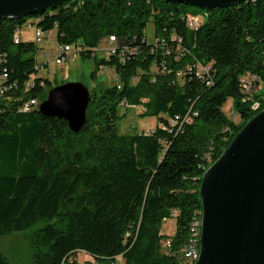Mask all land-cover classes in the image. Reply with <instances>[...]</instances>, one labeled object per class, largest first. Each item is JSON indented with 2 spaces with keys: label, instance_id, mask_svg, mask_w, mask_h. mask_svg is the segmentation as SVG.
<instances>
[{
  "label": "trees",
  "instance_id": "trees-1",
  "mask_svg": "<svg viewBox=\"0 0 264 264\" xmlns=\"http://www.w3.org/2000/svg\"><path fill=\"white\" fill-rule=\"evenodd\" d=\"M191 6L66 0L0 18V77L8 75L0 78V237L42 223L28 236L35 264H80V252L95 264H189L181 251L192 223L199 220L200 229L203 174L264 109L263 103L253 110L242 92V79L254 76V98L264 95V0L203 13H191ZM197 17L202 24L190 28L187 18ZM29 19L43 33L56 29L61 46L93 56L94 80L101 69H113L112 86L90 89L88 121L78 134L65 119L38 111L56 85L40 75L37 42L15 40ZM150 21L153 40L146 36ZM110 36L116 54L97 59L95 50ZM125 48L139 53L121 56ZM198 62L212 64L211 84L188 68ZM230 98L239 121L224 111ZM123 103L142 105V115L157 117V125L122 133ZM187 114L192 122L172 125ZM169 219L176 223L172 235L162 230ZM0 264H10L1 252Z\"/></svg>",
  "mask_w": 264,
  "mask_h": 264
},
{
  "label": "water",
  "instance_id": "water-1",
  "mask_svg": "<svg viewBox=\"0 0 264 264\" xmlns=\"http://www.w3.org/2000/svg\"><path fill=\"white\" fill-rule=\"evenodd\" d=\"M66 0H0V18H22ZM211 9L244 0H169ZM92 100L82 82L51 88L38 111L80 133ZM200 254L194 264H264V109L204 172Z\"/></svg>",
  "mask_w": 264,
  "mask_h": 264
},
{
  "label": "rangeland",
  "instance_id": "rangeland-1",
  "mask_svg": "<svg viewBox=\"0 0 264 264\" xmlns=\"http://www.w3.org/2000/svg\"><path fill=\"white\" fill-rule=\"evenodd\" d=\"M190 8L191 13H203V9L200 7L191 6ZM32 21L33 19H29L21 27V39L23 41L37 42L35 36L36 25H30ZM146 36L148 40H153L154 38V25L152 21L148 24ZM42 38L43 42H37L39 46L37 58L41 65L40 75L52 79L56 86L67 82H82L92 90L96 87L112 86L115 83L114 72L111 68L101 69L97 73L95 80L91 77V73L95 68V59L93 56L84 57L79 54L75 59L66 62L64 65H58L56 63V58L59 55L61 45L57 41L56 29L44 32ZM107 48L108 42L103 41L95 50L97 59L105 57ZM44 64H46V66H43ZM261 92L264 93V88L261 89ZM232 103L233 99L230 98L224 107V111L230 116H233L231 109ZM120 113L123 115V118L119 122L120 131L122 133L149 131L158 123L157 117L142 115L140 108L136 107V105L122 104ZM234 119L239 121V116H235ZM40 225H42V223L26 231L15 232L0 237V252L8 258L10 264H35L31 255L28 236ZM162 230L168 235L174 234L176 231L175 220L169 219L164 221ZM78 257L80 259V264L93 261L92 258L84 252H80Z\"/></svg>",
  "mask_w": 264,
  "mask_h": 264
},
{
  "label": "built area",
  "instance_id": "built-area-1",
  "mask_svg": "<svg viewBox=\"0 0 264 264\" xmlns=\"http://www.w3.org/2000/svg\"><path fill=\"white\" fill-rule=\"evenodd\" d=\"M203 18H187V23L190 28L192 29H198L199 26L202 24ZM35 36L37 39V42H43V31L41 29H36L35 30ZM21 37V28L17 29L16 37L15 40L18 42ZM116 37L115 36H110L108 40V48L106 49V57H110L112 54H116L117 52V46L115 44ZM126 53H131V54H138L139 49L134 48V49H129L125 48L121 51V56H123ZM78 56V52L72 45H64L61 46L60 52L58 57L56 58V63L58 65H64L66 62L75 59ZM188 68L191 71L195 72V75L204 81L207 82V84L212 83V71L213 67L211 63L208 64H202V63H195L194 65L188 66ZM179 78H183V72L179 71L178 73ZM8 75L4 74L0 78L5 79ZM256 80L257 78L254 76H246L242 79V92L244 93L243 96V101L248 102L252 101V109L255 110V105L257 104H263L264 103V95H262L260 98L256 99L254 98L255 94L258 92L259 88L256 86ZM183 83V82H182ZM120 87V85H119ZM37 102L35 100L32 101L31 104H36ZM31 104L28 103L23 110L27 111L31 108ZM124 104V103H123ZM136 107H139L141 111H145L146 109L142 105H136ZM232 109V114L233 117L236 116V113H234L233 108ZM181 121V124L183 125L184 123H190L192 122V116L190 114H187L183 119L181 120L180 116H177L175 119H172V125L176 126L179 124ZM150 131V130H149ZM196 225H199V220H196L195 222L192 223V232L191 235L189 236L185 246L183 247L181 251V257L189 263L190 261V254H195V245H196ZM164 233V232H163ZM165 247L166 248H171L172 243L171 239L168 238L165 240ZM91 262L92 264L94 263V259Z\"/></svg>",
  "mask_w": 264,
  "mask_h": 264
},
{
  "label": "bare ground",
  "instance_id": "bare-ground-1",
  "mask_svg": "<svg viewBox=\"0 0 264 264\" xmlns=\"http://www.w3.org/2000/svg\"><path fill=\"white\" fill-rule=\"evenodd\" d=\"M200 237H201V222L200 229L196 231V245H195V254H190L189 264H194L199 258L200 254Z\"/></svg>",
  "mask_w": 264,
  "mask_h": 264
},
{
  "label": "crops",
  "instance_id": "crops-1",
  "mask_svg": "<svg viewBox=\"0 0 264 264\" xmlns=\"http://www.w3.org/2000/svg\"><path fill=\"white\" fill-rule=\"evenodd\" d=\"M167 221V220H166ZM164 232V231H163ZM167 234V233H166Z\"/></svg>",
  "mask_w": 264,
  "mask_h": 264
}]
</instances>
